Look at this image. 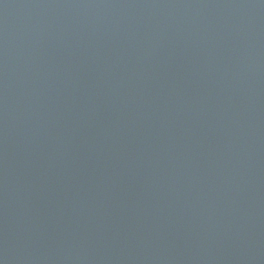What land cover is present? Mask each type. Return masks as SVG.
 I'll return each instance as SVG.
<instances>
[{
	"label": "water",
	"instance_id": "95a60500",
	"mask_svg": "<svg viewBox=\"0 0 264 264\" xmlns=\"http://www.w3.org/2000/svg\"><path fill=\"white\" fill-rule=\"evenodd\" d=\"M0 264H264V0H0Z\"/></svg>",
	"mask_w": 264,
	"mask_h": 264
}]
</instances>
